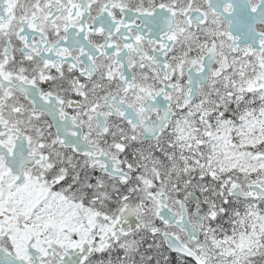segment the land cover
I'll use <instances>...</instances> for the list:
<instances>
[{
	"label": "snow or ice",
	"instance_id": "obj_1",
	"mask_svg": "<svg viewBox=\"0 0 264 264\" xmlns=\"http://www.w3.org/2000/svg\"><path fill=\"white\" fill-rule=\"evenodd\" d=\"M0 264H264V0H0Z\"/></svg>",
	"mask_w": 264,
	"mask_h": 264
}]
</instances>
